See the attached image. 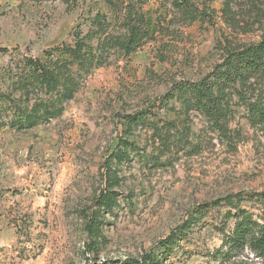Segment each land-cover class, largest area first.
I'll return each mask as SVG.
<instances>
[{
  "label": "rangeland",
  "instance_id": "1",
  "mask_svg": "<svg viewBox=\"0 0 264 264\" xmlns=\"http://www.w3.org/2000/svg\"><path fill=\"white\" fill-rule=\"evenodd\" d=\"M194 2L212 11L211 22L183 25L169 0L144 2L151 32L140 49L127 57L109 50L88 74L73 66L77 88L60 118L25 131L0 128V264H121L148 253L159 264H264L247 254L215 258L234 227L231 219L222 231L227 212L264 213V129L249 124L236 97L226 136L163 99L175 83L198 81L228 52L258 43L264 0ZM97 13L108 33H124L105 0H0V91H10L21 59L72 45L78 29L95 46ZM140 113L146 123L174 126L159 129L165 145L145 125L127 134L125 117ZM120 140L128 159L116 163ZM107 189L118 207L98 219L96 236L87 229L95 198ZM234 195V206L211 207L161 257L160 243L199 205Z\"/></svg>",
  "mask_w": 264,
  "mask_h": 264
},
{
  "label": "trees",
  "instance_id": "2",
  "mask_svg": "<svg viewBox=\"0 0 264 264\" xmlns=\"http://www.w3.org/2000/svg\"><path fill=\"white\" fill-rule=\"evenodd\" d=\"M146 1L148 0H105L111 11L122 14L117 21L121 23L123 34L108 33L104 16L97 13L92 21L95 28L93 37L97 40L95 46L89 45V40L92 39L90 33L83 36L78 29L75 31L72 45H60L45 52L41 59H21L12 75L10 91H0V128L25 131L60 118L64 112V103L73 99L77 88L73 66H76L77 73L88 74L103 65L109 50H117L127 57L140 49L148 41L151 32L142 10ZM169 1L180 14V22L183 25L213 20L212 11L200 9L194 0ZM15 93H19V97H14ZM233 97L238 98L240 105L246 110L249 124L263 130L264 35L256 44L228 52L223 61L200 80L175 83L172 92L163 99L166 103L172 100L178 103L179 109L185 115L190 112L201 114L212 131L226 136ZM146 120V116L141 113L125 117L127 134L133 128L145 125L152 129L157 140L165 145L159 129H174V126L165 123L160 127L154 121L146 123ZM177 140L179 144L180 139ZM120 141L112 155V160L116 163L128 159L126 141ZM106 167L110 168L109 165ZM110 185L111 181L106 179V186L111 188ZM239 197L240 195L226 196L209 205H199L175 232L160 243L164 250L161 257L172 252L175 240L188 233L192 224L199 222L211 207H217L221 202L234 206L233 200ZM117 200V194L110 189L104 190L95 198L96 210L90 219L93 224L87 229L90 233L99 235V225L103 223L98 219L103 218L105 213H112L118 207ZM231 219L234 220V227L228 235H223L215 258L225 263L247 254V257L264 263V213L254 218L248 211L236 207L234 213L225 214L222 231ZM159 262V258L148 253L142 255L139 260H125L121 264Z\"/></svg>",
  "mask_w": 264,
  "mask_h": 264
}]
</instances>
